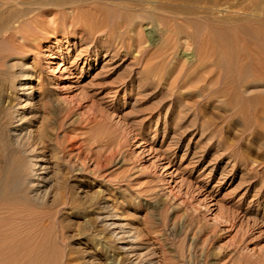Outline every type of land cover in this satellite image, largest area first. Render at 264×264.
<instances>
[{"label": "rangeland", "instance_id": "obj_1", "mask_svg": "<svg viewBox=\"0 0 264 264\" xmlns=\"http://www.w3.org/2000/svg\"><path fill=\"white\" fill-rule=\"evenodd\" d=\"M86 3L94 14L96 0ZM150 19L143 39L158 41ZM79 25L29 41L0 32V189L21 156L35 212L11 224L17 264H264V121L248 122L260 89H236L234 55L217 52L223 94L200 105L197 85L172 86V65L149 59L152 41L143 59L135 46L107 52L88 34L93 24Z\"/></svg>", "mask_w": 264, "mask_h": 264}, {"label": "bare ground", "instance_id": "obj_2", "mask_svg": "<svg viewBox=\"0 0 264 264\" xmlns=\"http://www.w3.org/2000/svg\"><path fill=\"white\" fill-rule=\"evenodd\" d=\"M86 1L88 0H0V32H5L11 28L20 35L23 41H29L32 35L34 36L38 33L41 35L43 31L49 32L48 28L51 25L56 26L54 27V31L61 30V32L66 33L67 30L74 28L79 24L80 27L83 23V26L86 29L90 24H93L94 28H92L91 25V28H88V34L94 38L97 47H99L100 44L105 45L108 47V50L106 49L107 52H109L110 48H118V45H126L128 48L135 46L140 58L144 56L146 58V53H149L150 51L145 49V47H147L145 46V43L152 41L154 53L150 57L148 55L149 59L158 60L156 63L159 65H172L171 74L175 76V79L171 80L172 86L179 85V83L184 86L189 82L190 84L197 85L198 92H192L190 95L194 97V100L195 98L200 99V105L203 104L204 101L208 102L213 98L215 100V97L222 96L223 86L225 85H223L224 72L220 64L223 61L220 62L222 55L219 54V56L217 52L221 51V53H223L224 51L226 52L227 50H230L235 58L231 69L233 71H230L233 74L232 82L235 83L236 89L237 87H241L245 94L250 88H254L256 91L257 89H260V91L258 90L252 98L254 102L256 101L259 104L254 106L252 110L253 120L250 119L248 122L249 124L253 123L260 126L264 121V0H96L98 4L94 6V14H90V12L84 8L86 7L84 5H90L89 3H86ZM101 1H108L111 3L110 7L113 14L110 13L109 15V13L107 14L103 12L104 5L102 4L103 6H101V3H99ZM61 7L73 8H67L69 10L67 11L64 9L60 10ZM105 7L109 6L105 5ZM54 9L59 10L55 13V18L48 22L47 17L52 14L54 15ZM144 14H148L151 18L150 20L157 23L156 26L160 28L162 34L160 40L157 41L152 38H147V42L144 41L141 31ZM190 17H197L201 21L203 19L205 24L201 25L198 23L200 20L197 21L194 18L190 19ZM83 19L85 22H83ZM81 20L83 21L81 22ZM45 24H47L48 27L46 26V28H43L45 27ZM133 35H135L136 38H134ZM218 37L224 39L226 46L223 44V41H220L221 38L218 39ZM229 37H231V39L230 41H227ZM143 45L145 47H143ZM127 47L125 48L126 50ZM192 48L194 54H192L193 57L191 60L189 59V62H187V58L183 62L180 61V63H176L178 58L175 59V57L179 54L177 53L178 50L186 53ZM15 49L20 50V46H16ZM94 55L97 57L99 53L95 52ZM230 58L228 59L230 60ZM135 60L138 59L135 58ZM230 61L232 62L233 58ZM139 62L140 61H138V63ZM176 65L179 67H175ZM221 65L225 64L223 63ZM153 68L154 67H152V69ZM210 74L213 75L210 76ZM196 87L193 86L195 89ZM20 88L21 87H18L17 90ZM190 89L193 91L192 88ZM230 89H232V87ZM240 92L242 91L240 90ZM244 93L242 95H244ZM228 94L229 92L227 95ZM238 95L237 97H239ZM244 101L245 100H242L241 102L238 101L240 102V106L243 105ZM197 104L199 105V102L196 103V106ZM27 105H29V103H27ZM23 147H28V144L24 143L22 146L14 145L13 152L19 156ZM25 149L28 150V148ZM25 149L23 150L24 152H26ZM22 153L21 155H23ZM23 163L21 156L13 158L11 164L14 165L12 169L16 171V174L13 175L11 174V171L8 172L0 189V264L18 263L16 256H18L19 246L15 244L16 239H14L15 233H18V229L16 226H11V224L13 225L14 222H17L18 220L21 222L23 218L32 213L35 214V212H31L30 209H27L29 201L24 198V195L29 193V187L25 184L26 177L24 170L22 169L24 165ZM33 167L36 169L37 163H35ZM19 255H21L20 252ZM61 262L62 260L60 263ZM53 263L54 262L51 264Z\"/></svg>", "mask_w": 264, "mask_h": 264}]
</instances>
